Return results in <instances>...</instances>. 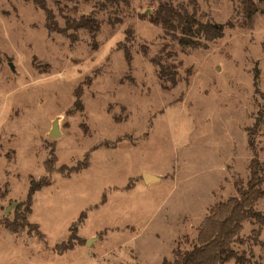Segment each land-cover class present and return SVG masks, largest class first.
Here are the masks:
<instances>
[{
  "label": "rangeland",
  "instance_id": "1",
  "mask_svg": "<svg viewBox=\"0 0 264 264\" xmlns=\"http://www.w3.org/2000/svg\"><path fill=\"white\" fill-rule=\"evenodd\" d=\"M56 1L47 4L60 26L64 15L100 21L96 48L85 30L73 42L48 31L31 1L0 0V264H173L209 207L238 195L254 154L264 171L263 4L254 0L247 21L238 0H196L200 21L225 27L189 47L150 21L160 0L104 9L102 0H60L61 12ZM158 62L175 65L174 86ZM76 164L87 166L70 171ZM30 177L49 182L26 215L38 234L11 232L4 222ZM256 209L264 215V197ZM81 212L73 246L60 251ZM231 247L264 264V224L245 220Z\"/></svg>",
  "mask_w": 264,
  "mask_h": 264
},
{
  "label": "trees",
  "instance_id": "2",
  "mask_svg": "<svg viewBox=\"0 0 264 264\" xmlns=\"http://www.w3.org/2000/svg\"><path fill=\"white\" fill-rule=\"evenodd\" d=\"M29 1L43 11L48 31L66 34L73 42L78 38V31L85 30L89 34L92 47L96 48L95 38L100 30V21L97 18L91 15H81L78 18L64 15V25L60 26L55 18L54 11L48 6L47 0ZM187 1L191 6L190 11L183 6H175L170 0H160L156 10L150 16V21L155 25H160L168 34H172L183 46L197 47L205 44L203 41H212L222 37L225 25L210 20L200 21L197 18V1ZM238 1L244 18L250 21L258 11L257 3L254 0ZM258 1L263 4L262 12L264 13V0ZM56 3L61 12L60 0H57ZM121 3L128 5L129 0H102L98 2V7L104 9L109 5H119ZM176 32H179V35H176ZM132 36L130 30L126 32L125 37L129 41ZM123 52L125 59L130 61L128 48H124ZM156 64L159 67L158 76L160 80L169 82L171 86H174L177 82L175 65L160 62ZM163 86L167 87V85ZM80 95L81 88L78 87L75 92L74 105L77 103L78 108L82 109ZM247 134L248 144L254 150V141L251 135ZM45 166L48 173L54 171L49 158L45 161ZM86 166L76 164L70 168V171H78ZM248 169L249 175L245 184L242 181L235 183L238 195L218 201L209 207L207 215L198 228L195 243L185 251L177 250L173 264H223L230 260H233L236 264L249 263L250 259L244 253H239L231 247V244L239 239L245 220L252 219L264 224V215L256 209L258 200L264 197V171L261 169L256 154L250 159ZM48 183L47 179L30 177L26 197L14 206L13 219L4 222L7 229L11 232H17L24 228H33L38 234L37 224L30 223L26 215L31 212L33 193ZM21 207H23V210H21ZM84 217L85 213L81 212L78 219L70 226V235L64 248L60 251L70 249L73 246L71 243L74 239L72 232Z\"/></svg>",
  "mask_w": 264,
  "mask_h": 264
},
{
  "label": "water",
  "instance_id": "3",
  "mask_svg": "<svg viewBox=\"0 0 264 264\" xmlns=\"http://www.w3.org/2000/svg\"><path fill=\"white\" fill-rule=\"evenodd\" d=\"M57 130H56V121H54V123H53V126H52V129L50 130V134L52 135V136H55V135H57ZM142 177H143V179L146 181V182H149L150 180H153V179H155V177L154 176H152V175H150L149 173H143L142 174ZM89 241H87L86 243H88Z\"/></svg>",
  "mask_w": 264,
  "mask_h": 264
}]
</instances>
